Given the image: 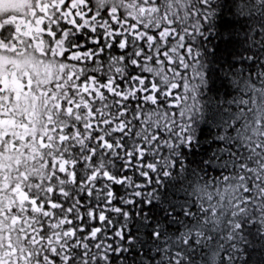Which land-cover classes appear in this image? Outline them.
<instances>
[{"label":"snow or ice","instance_id":"1","mask_svg":"<svg viewBox=\"0 0 264 264\" xmlns=\"http://www.w3.org/2000/svg\"><path fill=\"white\" fill-rule=\"evenodd\" d=\"M0 264H264V0H0Z\"/></svg>","mask_w":264,"mask_h":264}]
</instances>
